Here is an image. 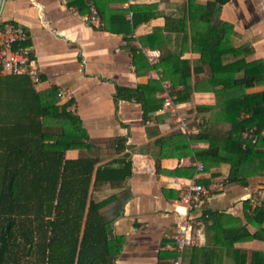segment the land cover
Here are the masks:
<instances>
[{
	"label": "crops",
	"instance_id": "1",
	"mask_svg": "<svg viewBox=\"0 0 264 264\" xmlns=\"http://www.w3.org/2000/svg\"><path fill=\"white\" fill-rule=\"evenodd\" d=\"M71 1L0 0V25L12 22L26 30L27 45L40 72L38 84L27 75H0V121L30 120L35 115L28 110L40 105L38 94L46 101L43 95L52 89L58 93L70 90L73 102L59 99L58 105L69 104L68 110L82 120L97 148L69 150L66 158L77 159L84 152L100 156L104 162L129 156L133 172L125 182L129 197L114 224V235L123 240L116 264H170L175 259L162 260L160 255L178 254L174 237L186 213L180 202L181 189L194 181L209 194L195 214L203 225L195 227V243L186 248L183 264H242L244 259L252 264L254 253H264V222L260 223L255 212L264 207V175L251 176L246 184L230 182V165L225 163L199 173L201 161L192 151L209 144L190 142L185 147L184 136L207 126L209 114L197 112V106L216 105V95L205 76H193L195 88L200 89L188 102L173 100L172 111L162 106V86L156 95L160 109L147 120L143 105L135 99H119L118 89L137 91L151 81L161 85L169 81L173 86L161 67L137 74L132 49L147 59L148 52L159 51V65L163 50L143 46L141 38L164 29L167 23L185 26V32L161 34L166 49L180 51L186 46L184 36L191 42L193 34L190 9L210 2H216L211 25L217 29L231 26L234 46L248 45L246 62L264 64V0H88L90 12L84 14ZM93 10L99 13L100 25L91 20ZM199 57L191 49L183 55L192 64ZM263 90L260 85L248 92ZM54 132L61 133V127ZM115 138L125 139L122 153H117L114 142L109 146ZM123 191L106 185L95 193L103 199Z\"/></svg>",
	"mask_w": 264,
	"mask_h": 264
},
{
	"label": "trees",
	"instance_id": "2",
	"mask_svg": "<svg viewBox=\"0 0 264 264\" xmlns=\"http://www.w3.org/2000/svg\"><path fill=\"white\" fill-rule=\"evenodd\" d=\"M215 3L190 9L193 34L191 42L187 34L184 36L186 46L180 51L166 49L161 34L182 33L186 28L167 23L164 29L141 38L143 46L163 50L159 65H151L134 48L133 63L137 74L163 68L165 78L175 87L172 96L176 103L190 101L200 89L193 84L194 75L205 76L216 95V105L197 106L196 110L214 118L197 134L184 136L185 147L190 142H207V148L192 151L196 159L207 170L229 164V181L246 184L249 177L264 175V90L248 92L264 85V64L246 62L248 45L234 46L231 26L217 29L211 25ZM70 4L79 6L83 14L90 12L88 0ZM188 49L200 55L194 64L183 58ZM160 91L161 83L151 81L137 91L119 88L118 97L141 103L147 120L160 109L161 100L156 97ZM43 96L46 101L38 94L40 105L28 110L35 115L32 119L0 121V264H116L123 240L114 235V224L129 197L125 182L133 175L132 162L128 155L108 162L100 156L67 159L69 150L97 147L90 142L82 120L68 110L69 104L58 105L57 89ZM218 125L230 128L222 131ZM55 127H61L62 132L55 133ZM254 128L259 134L256 144L244 137ZM113 142L117 153L125 150L124 138H115L110 147ZM106 185L124 191L96 199L94 193ZM255 212L263 223L264 207ZM177 255L162 252L160 256L171 260ZM242 264H246L245 259ZM252 264H264V253H254Z\"/></svg>",
	"mask_w": 264,
	"mask_h": 264
},
{
	"label": "built area",
	"instance_id": "3",
	"mask_svg": "<svg viewBox=\"0 0 264 264\" xmlns=\"http://www.w3.org/2000/svg\"><path fill=\"white\" fill-rule=\"evenodd\" d=\"M91 20L93 23L100 25L97 10H93ZM28 40L29 35L21 26L12 22H5L0 25V75H27L38 84L40 82V72L32 57V48L27 45ZM147 57L152 65H157L160 52H148ZM162 86V106L165 110L172 111L175 109L171 94L173 86L169 81H163ZM58 96L61 100L69 102L73 100V93L70 90L62 89L59 91ZM244 136L253 144H256L259 140L256 128L248 130ZM204 170V164L198 163V172L202 173ZM208 194L209 190L196 181L181 189L180 202L185 207L186 213L174 237L178 256L170 264H183V254L186 248L195 243L193 235L195 227L203 225L202 219L197 218L195 214L201 209Z\"/></svg>",
	"mask_w": 264,
	"mask_h": 264
},
{
	"label": "rangeland",
	"instance_id": "4",
	"mask_svg": "<svg viewBox=\"0 0 264 264\" xmlns=\"http://www.w3.org/2000/svg\"><path fill=\"white\" fill-rule=\"evenodd\" d=\"M195 107V106H194ZM193 111V110H192ZM195 111V110H194ZM210 117V115L207 117L209 120L210 119H213L214 117H211V118H209ZM197 122V121H196ZM197 125H199V123H197ZM211 127V126H210ZM216 128H220V130H222V131H225V130H227V129H229L230 128V126L229 125H224V126H216ZM201 130V129H200ZM83 155L84 156H87V152H84L83 153ZM103 155H104V153H103ZM105 196V195H104ZM94 197H96V199H99V198H101L99 195H97L96 193H94Z\"/></svg>",
	"mask_w": 264,
	"mask_h": 264
}]
</instances>
